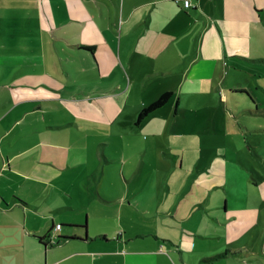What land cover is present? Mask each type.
<instances>
[{"label":"crops","instance_id":"1","mask_svg":"<svg viewBox=\"0 0 264 264\" xmlns=\"http://www.w3.org/2000/svg\"><path fill=\"white\" fill-rule=\"evenodd\" d=\"M189 1L0 0V264H264V249L250 246L205 261L219 251L202 241L215 235L191 226L197 203L182 210L177 185L164 183L183 167L170 157L182 148L142 128L150 114L136 122L170 93L155 111L169 107L173 127L181 108H197L192 96L232 88L231 76L255 77L264 63V0ZM130 102L140 111L97 134V167L74 173L78 153L52 152L53 132L112 126ZM50 106L80 118L21 117ZM77 150L90 159L84 141ZM144 171L159 177L146 182ZM56 225L59 241L50 245ZM232 226L225 236L234 243L246 227Z\"/></svg>","mask_w":264,"mask_h":264},{"label":"rangeland","instance_id":"2","mask_svg":"<svg viewBox=\"0 0 264 264\" xmlns=\"http://www.w3.org/2000/svg\"><path fill=\"white\" fill-rule=\"evenodd\" d=\"M258 68L259 72H256L255 77L247 72L244 76L243 73L231 76L227 85L235 83L236 88L222 87L220 90L213 89L211 92L192 96L196 98L197 108L190 112L181 108L179 122L173 127L166 123L168 117H164L169 107L151 113L148 117L150 127L148 124L142 127L149 134H152L153 129L160 130L174 147L182 148L177 157L173 153L170 157L177 159V162L182 160L183 167L172 176L166 174L164 183L172 180L177 185L174 198L182 201V210L186 200L197 203L188 222L191 226L202 227L207 233L215 235L205 240L206 243L202 241L208 248L219 251L214 255L223 254L226 247L240 249L250 246L258 253L264 249V63L259 64ZM92 81L97 82V77H93ZM107 93L102 96L108 95ZM135 105L137 104L130 102L129 109L118 112L112 126L91 127L86 123L80 127L74 126L69 132H64L63 129L53 132L57 135L48 136L52 152L56 155L58 151L69 148L71 152L78 153L83 162H75L71 166L74 173L97 167V160L94 159L97 153V134L110 135L121 121L130 119L139 110L140 105L131 110ZM95 107L97 108L96 105ZM250 109L254 111L253 114L249 112ZM158 116L162 119L158 120ZM21 117H26L25 121L46 118L53 122L70 120L73 123L79 120L80 112L78 110L72 113L59 106H50L41 113L22 114ZM123 132L125 131L121 133ZM83 141L90 152V159H85L83 152L77 150ZM110 143L101 145L105 152L112 150ZM219 147L227 149V153L218 151ZM23 149L25 148H19L20 151ZM156 149L162 155L168 154L162 152L161 148ZM150 151L151 160L155 161L153 149ZM74 160L71 158V161ZM90 177L94 178L92 175ZM142 177L146 182L153 183L159 175L144 171ZM9 178L16 177L8 176L7 179ZM227 223L230 229H233V224L246 227L242 239L229 242L225 236Z\"/></svg>","mask_w":264,"mask_h":264},{"label":"trees","instance_id":"3","mask_svg":"<svg viewBox=\"0 0 264 264\" xmlns=\"http://www.w3.org/2000/svg\"><path fill=\"white\" fill-rule=\"evenodd\" d=\"M170 97H171L170 93H165L162 96H160L157 101H155L154 103L150 104L148 107H146V108H144L143 110L140 111L136 122L140 123L149 114H151L155 110H157V109L161 108L162 106H164L168 102ZM60 229H61V225H60ZM58 241H59V237L57 235L56 240H55V244H57ZM227 254H229V253H226V254L223 253L221 255H217V256L213 257L212 259H208V260H205V261L207 262V261L219 258V257H223V256H226Z\"/></svg>","mask_w":264,"mask_h":264},{"label":"built area","instance_id":"4","mask_svg":"<svg viewBox=\"0 0 264 264\" xmlns=\"http://www.w3.org/2000/svg\"><path fill=\"white\" fill-rule=\"evenodd\" d=\"M183 5H184L185 8L190 7V1L189 0H184ZM59 229H60V225H56L53 228L51 236H49V244L50 245L55 244V240H56V237H57L56 233L59 231Z\"/></svg>","mask_w":264,"mask_h":264}]
</instances>
